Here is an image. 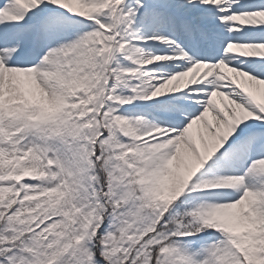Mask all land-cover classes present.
Here are the masks:
<instances>
[{"label": "snow or ice", "instance_id": "snow-or-ice-1", "mask_svg": "<svg viewBox=\"0 0 264 264\" xmlns=\"http://www.w3.org/2000/svg\"><path fill=\"white\" fill-rule=\"evenodd\" d=\"M0 264H264V0H0Z\"/></svg>", "mask_w": 264, "mask_h": 264}]
</instances>
